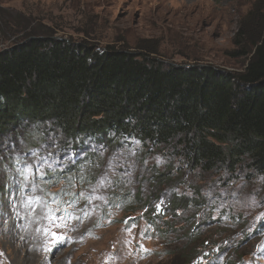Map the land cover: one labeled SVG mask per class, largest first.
Wrapping results in <instances>:
<instances>
[{
  "label": "rangeland",
  "instance_id": "obj_1",
  "mask_svg": "<svg viewBox=\"0 0 264 264\" xmlns=\"http://www.w3.org/2000/svg\"><path fill=\"white\" fill-rule=\"evenodd\" d=\"M239 11L236 0H0V17L7 23L0 29V52L21 41L24 28H37L131 51L149 41L166 64H213L230 71L245 64L226 55L234 49ZM65 141L50 124L23 125L0 139V264H157L164 241L143 220L137 201L147 204L159 195L154 168L164 170L171 159L137 142L93 143L73 151ZM86 154L95 155L90 163L82 162ZM172 163L186 181L175 184L179 193L194 198L197 186L204 203L173 221L179 238L188 228L198 227L196 233L214 228L212 240L222 235L223 241L206 256L218 246V264H264V228L257 233L264 181L248 169L232 178L225 172H191L179 159ZM68 169L57 184L41 180L47 172ZM125 195L132 200L120 210L111 199ZM224 209L232 220L219 221ZM207 214L217 224L205 225ZM51 232L65 239L53 243ZM234 251L245 255L243 260Z\"/></svg>",
  "mask_w": 264,
  "mask_h": 264
},
{
  "label": "trees",
  "instance_id": "obj_2",
  "mask_svg": "<svg viewBox=\"0 0 264 264\" xmlns=\"http://www.w3.org/2000/svg\"><path fill=\"white\" fill-rule=\"evenodd\" d=\"M236 1L238 30L234 49L226 55L245 64L235 70L166 64L149 41L131 51L116 44L75 42L37 28H24V38L0 52V139L23 125L50 124L73 151L93 143L137 142L171 159L164 170L154 168L159 195L147 204L137 201L144 207L143 220L164 241L157 264H218L214 259L222 253L218 246L211 256L207 252L223 241L222 235L212 240L214 228L197 233L198 227L188 228L179 238L173 221L204 203L197 186L194 198L179 193L175 184L186 181L178 177L174 159L191 172L237 178L248 169L264 181V0ZM6 25L0 17V29ZM94 156L86 154L82 162ZM71 171L47 172L41 180L57 184ZM130 200L125 195L111 202L121 210ZM218 217L233 219L226 209ZM206 218L204 224L210 225L211 215ZM263 228L264 217L257 233ZM234 252L243 260L245 255Z\"/></svg>",
  "mask_w": 264,
  "mask_h": 264
},
{
  "label": "snow or ice",
  "instance_id": "obj_3",
  "mask_svg": "<svg viewBox=\"0 0 264 264\" xmlns=\"http://www.w3.org/2000/svg\"><path fill=\"white\" fill-rule=\"evenodd\" d=\"M101 183H103V181H101ZM53 219H55V218H53ZM57 227H59V226H57ZM46 234H48V233H46ZM50 236L52 238L53 243H60L65 239L64 237L58 235L56 232H51Z\"/></svg>",
  "mask_w": 264,
  "mask_h": 264
}]
</instances>
